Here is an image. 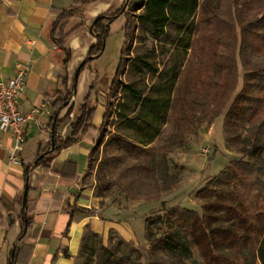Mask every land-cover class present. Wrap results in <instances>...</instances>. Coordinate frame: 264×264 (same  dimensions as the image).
I'll list each match as a JSON object with an SVG mask.
<instances>
[{
    "label": "trees",
    "instance_id": "16d2710c",
    "mask_svg": "<svg viewBox=\"0 0 264 264\" xmlns=\"http://www.w3.org/2000/svg\"><path fill=\"white\" fill-rule=\"evenodd\" d=\"M95 1L74 0L72 6L54 10L50 37L64 53V69L70 61L71 50L65 45L66 36L60 35L61 28L67 17ZM125 5H130L134 12L139 10L127 16L124 24L125 41L135 39L136 44L133 47L134 56L127 62L123 72L125 80L116 104V124L110 138L106 172L110 177L114 176L115 182L120 184H127V177L134 179L130 182L132 184L137 183L138 175L146 179L152 175V181L139 185L140 193L132 195V198L154 199L178 182L177 177L166 175L165 152L180 146L197 122L194 110L195 107L199 108V103L193 98L191 103H187L186 97L182 98L179 94L177 86L196 30L194 17L198 0H141L140 4L127 0ZM123 9L122 6L112 15L100 14L93 20V32L97 34L96 43L90 46L85 59L80 63V72L101 50L108 34L109 23ZM241 10L246 21L240 20L238 56L244 74L241 89L226 110L222 126L229 148L240 153L242 157L246 156L247 160L241 157L232 161L199 191V196L207 200L202 213L179 205L167 207L164 201L161 202L160 207L164 213L146 219L144 227L149 241L148 252L153 258L151 264H198L192 256V246L196 247L203 264H246L241 248L248 241H251L249 249L255 262L264 264V219L261 218L264 217V210L256 211L250 201L251 197L256 203L260 199L261 202L264 200V64L258 65L252 61L256 50L253 47L257 48V42L264 38V5L253 10L244 9L242 4ZM134 25L137 30L135 35L132 33ZM56 30L60 32L58 35ZM146 40L152 41L150 48L144 46ZM123 54L124 52L122 56ZM122 69L120 62L109 89L119 80ZM222 75L212 96L215 106L212 117L223 109L228 95L235 88L237 71L234 60L230 69H223ZM227 76L233 79L229 86L223 83ZM58 80L64 84L66 77L60 76ZM93 87L91 83L88 92L84 94L80 113L75 121L69 123L71 133L65 139L56 134L57 128L69 118L72 106L59 117L62 109L67 106L68 95L53 100L51 107L54 114L50 121V127L54 125L52 142L48 148L40 149L35 166H47L61 148L70 146L78 140L81 133L92 128L94 107L100 103L95 92L94 103L87 105ZM103 105L105 111L99 127L101 130L106 117L110 115L111 101H104ZM242 132L245 133L244 139H241ZM161 135L162 141L158 145L156 142ZM99 142L94 141L88 165ZM161 165L163 176L158 178L156 175L160 172ZM27 171L28 169L26 174ZM230 184L242 192L240 198L227 203L224 188ZM211 197L215 199L210 200ZM75 209L84 213L91 212L83 207H73ZM29 212L26 200V208L21 210L22 226L18 240L32 224ZM154 224L162 229L160 233L154 234ZM29 249L28 244L20 247L15 245L6 264H16L17 254ZM98 264L137 263L129 256L112 259L111 255L109 259Z\"/></svg>",
    "mask_w": 264,
    "mask_h": 264
},
{
    "label": "rangeland",
    "instance_id": "374dc122",
    "mask_svg": "<svg viewBox=\"0 0 264 264\" xmlns=\"http://www.w3.org/2000/svg\"><path fill=\"white\" fill-rule=\"evenodd\" d=\"M126 1L119 0L117 4L100 13L112 15L119 8L124 7L123 11L109 23L102 53L88 61L81 72V74L86 73L90 76L88 87L91 83L94 85L89 94L93 103L96 97L95 92L99 96V101L102 98L100 92H104L103 99L105 102L111 101L110 115L106 117L102 130L98 129L95 135V140L100 142L91 154L90 164L87 165L85 176L82 179V190H84L85 202L90 211L96 214L99 219L109 221L115 226L105 230H95L91 221L85 222L80 232L73 264H98L100 261L109 259L111 255L112 259L129 256L137 264H151L153 258L148 252L149 241L144 230L146 219L164 213L160 207L162 201L167 207L179 205L202 213L203 205L207 203V200L199 196V191L225 166L242 157L240 153L230 149L225 142L222 125L226 110L241 89L244 74L238 56L240 23L246 21L241 5L243 4L244 9L254 10L263 6L264 0H198V8L194 17L196 30L187 62L177 86L179 94L182 98L186 97L187 103H191V98L199 103V108L195 107L194 110L197 122L194 123L191 132L186 135L180 146L165 152L164 159L166 175L177 177L178 182L168 190L161 192L157 198L133 199L132 195L140 193L139 185H142L143 182L152 181V175H149L147 179L138 175L136 176L137 183L132 184L130 182L134 179L127 177V184H120L115 182L114 176L110 177L107 174L106 162L111 145L110 138L114 133L116 124V104L119 101L121 85L125 80L123 72L127 62L134 56L133 47L136 44L135 39L125 41L124 24L127 16L137 13L139 10L134 12L130 5H125ZM132 1L138 4L141 2V0ZM87 7L88 4L81 11H75L71 17H67L61 28V33L56 30V35L60 33L61 37L66 36L65 45L71 35L65 31L67 23L76 16L82 20L80 24L83 25ZM80 24L75 26V31L78 30ZM136 32V25H134L132 33L135 35ZM257 44V48L253 47L256 50L252 61L258 65H263L264 38ZM144 46L150 48L152 41L146 40ZM233 60L237 71L235 88L228 95L223 109L219 114L212 117L213 109H215L212 96L217 90L215 85H219L221 76H223V69H230ZM120 62H122L123 69L119 75V80L109 89ZM72 75L73 73L68 74L65 68L62 76L66 77V82L63 84L59 81L58 88L54 93V100L63 95H68L67 106L62 109L64 113L70 105L72 111L75 110L74 89L71 83ZM232 82L233 79L227 76L223 83L229 86ZM81 103H78L77 107ZM262 110H264V105ZM73 119L75 120V116ZM67 120L69 118L63 122ZM244 137L245 133L242 132L241 139ZM161 141L162 135L156 143L160 145ZM242 159L247 160V157L243 156ZM160 169L156 175L158 178L163 176L162 165ZM224 191L225 195L227 193L225 198L227 203L241 197L242 190L233 184L225 187ZM260 200L256 203L253 197L250 198L256 211L264 210V200L263 203ZM261 218L264 219L262 216ZM152 230L154 234L162 231L156 224L152 225ZM125 232H128L130 236ZM249 244L251 241H248V244L241 248V253L245 257L246 264H258L251 254ZM191 252L198 264H203L195 246L191 247ZM165 258L163 259L166 260Z\"/></svg>",
    "mask_w": 264,
    "mask_h": 264
},
{
    "label": "crops",
    "instance_id": "0c3cea01",
    "mask_svg": "<svg viewBox=\"0 0 264 264\" xmlns=\"http://www.w3.org/2000/svg\"><path fill=\"white\" fill-rule=\"evenodd\" d=\"M118 2H92L88 4L83 25L80 24L82 20L74 16L65 27V31L71 33L66 42V47L71 50L66 71L73 73L75 110L69 120L57 128L56 134L61 139L70 135L69 123L80 113L77 105L82 102L90 81V76L81 74V71L76 84L73 82L76 68L85 59L90 46L96 43L97 36L89 27L98 14ZM73 3L74 0H0V82L26 67L19 110L25 114L37 109L33 118L24 122L25 140L18 152L19 163L9 161L14 139L9 132L0 130V264L7 263L15 245L20 247L23 244L30 245V249L17 254L16 264H73L85 222L91 221L95 230L115 226L92 212L73 210V207L89 209L81 183L95 135L103 121L104 92H100V103L95 104L92 128L81 133L70 146L61 148L47 166H35L40 149L48 148L52 142L50 121L54 109L51 104L59 85L58 79L65 71L62 65L64 53L50 37L54 10L68 8ZM78 24L80 27L75 31ZM92 103L89 98L87 105ZM63 113L64 110L59 117ZM51 149L52 146L49 151ZM25 188L32 224L18 240L22 226L21 210L26 208V200L25 207L22 206Z\"/></svg>",
    "mask_w": 264,
    "mask_h": 264
},
{
    "label": "built area",
    "instance_id": "2783aa9c",
    "mask_svg": "<svg viewBox=\"0 0 264 264\" xmlns=\"http://www.w3.org/2000/svg\"><path fill=\"white\" fill-rule=\"evenodd\" d=\"M26 67L19 69L14 75L4 82H0V130L11 134L14 145L8 155L9 161L19 163L18 152L25 140L24 122L32 119L36 108L27 113L19 110V98L25 86Z\"/></svg>",
    "mask_w": 264,
    "mask_h": 264
},
{
    "label": "water",
    "instance_id": "95a60500",
    "mask_svg": "<svg viewBox=\"0 0 264 264\" xmlns=\"http://www.w3.org/2000/svg\"><path fill=\"white\" fill-rule=\"evenodd\" d=\"M118 15H115L113 17V19H115ZM112 19V20H113ZM92 28H93V23H91L89 29H90V32L94 34V32L92 31ZM95 35V34H94ZM97 35V34H96ZM103 47H104V42H103V45H102V48L101 50L98 52L97 55L93 56V57H98L101 53H102V50H103ZM79 72H80V64L78 65V67L76 68L75 72H74V76H73V82L74 84H76L77 82V78H78V75H79ZM73 93L75 94V90L73 91ZM53 131H54V125L52 124L51 125V135L53 134ZM25 200H26V188L24 190V193H23V197H22V206L25 207ZM13 251H11V255H12Z\"/></svg>",
    "mask_w": 264,
    "mask_h": 264
}]
</instances>
